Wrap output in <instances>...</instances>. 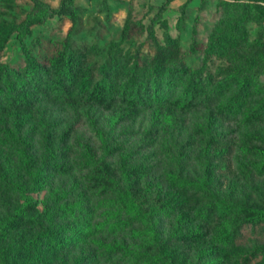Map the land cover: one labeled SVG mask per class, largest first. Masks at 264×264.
<instances>
[{"label": "rangeland", "instance_id": "rangeland-1", "mask_svg": "<svg viewBox=\"0 0 264 264\" xmlns=\"http://www.w3.org/2000/svg\"><path fill=\"white\" fill-rule=\"evenodd\" d=\"M42 1L51 7L60 2ZM162 1L73 0L79 27L71 34V41L73 45L91 46L89 61L102 60L110 48L129 53L140 49L148 55L154 41L162 42L159 19L164 18L167 31L178 36L181 57L192 67L201 66L204 73L214 77L223 75L224 81L229 80V74L252 73L255 86L243 93L242 113L232 121L214 118L207 108L176 106L167 114H155L148 108L135 120L124 121L117 118V107L104 109L84 102L63 104L50 98L39 100L24 122H18L13 111L0 114V216L21 202L20 192L29 187L22 162V154H28L34 166L43 164L48 168L55 162L67 168L66 172L52 173L40 189L25 191L34 199L36 209L53 212L59 203L74 201L80 205L76 213L92 226L88 238L70 243L51 264H71L85 255L96 258L92 264H142L120 252L110 253L102 245L120 242L131 247L140 241L134 234L136 224L117 227L125 214L116 211L115 200L118 191L127 188L124 171L131 167L144 169L139 188L132 192L133 199L145 207L159 206L154 219L160 239L187 229H202V213L210 200L240 204L255 193L264 199V173L258 171L264 159V116L244 119L251 111H263L264 1L253 2L248 9L240 4L241 0H187L183 6L184 0H170L154 15ZM31 6L32 0H0V21L16 25ZM126 17L134 21L135 27L130 36L122 37ZM151 19L153 37L147 35ZM70 24L69 15L53 14L31 25L21 40L12 32L0 51V61L21 64L22 44L35 56L54 52L62 46ZM229 32L236 35L237 43L228 49L214 46L208 51L216 34ZM238 91V86L230 84L224 98ZM178 94L179 90H174L172 97ZM66 130V143L62 145ZM47 134L53 138L52 153L47 150ZM211 137L231 141L233 151L213 160V177L209 181L206 174L211 154L207 144ZM61 149H66L67 154ZM121 150L130 155L123 156ZM104 163L114 169L108 176L113 187L101 192L92 177L95 166ZM181 199L187 203L182 208L186 211L183 218H179ZM60 217L56 214L52 221L72 220ZM228 218L233 219L232 215ZM113 223L116 226L111 227ZM219 232L215 226L202 240L171 243L178 253L174 264L201 261L202 251ZM227 250L224 264H245L246 257L247 263L253 264L264 255V242L249 239L240 246L229 244Z\"/></svg>", "mask_w": 264, "mask_h": 264}, {"label": "trees", "instance_id": "trees-1", "mask_svg": "<svg viewBox=\"0 0 264 264\" xmlns=\"http://www.w3.org/2000/svg\"><path fill=\"white\" fill-rule=\"evenodd\" d=\"M169 1L163 0L154 15L159 14ZM256 1L258 0H241L240 4L249 9ZM53 14H67L71 17V24L60 48L35 56L22 44L21 64L0 61V114L13 111L18 122H24L33 106L45 98L63 104L84 102L104 109L117 107L120 110L117 118L124 121L135 120L148 108H152L155 114L163 111L167 114L172 106L181 109L207 108L214 118L232 121L242 113L243 93L255 86L256 78L252 73L229 74V80L224 81L223 75L214 77L211 73H204L201 66L192 67L181 57L178 36L167 31L164 18L159 19L163 28L162 42L154 41L148 49V55L140 49L129 53L110 48L102 60L89 61L87 54L91 46L87 43L73 45L71 41V34L79 27L73 0H60L56 7H51L42 0H32L31 8L16 25L1 20L0 51L12 32L21 40L29 32L31 25L41 23ZM134 27V21L126 17L121 27V36H130ZM147 30V35L153 37L152 19L147 24ZM236 41V35L230 32L216 34L214 44L208 45V51L214 46L228 49ZM194 44L191 43L192 46ZM230 84L238 86L240 91L225 99ZM174 90H179V94L172 97ZM262 116L264 105L263 111H251L244 119ZM68 130L61 140L62 145L66 143ZM261 140L264 142V138ZM46 145L48 152L52 153L53 138L49 134L46 135ZM207 147L211 159L206 178L210 181L213 177L211 163L229 155L233 151V145L224 138L211 137ZM61 150L64 155L67 154L66 149ZM120 153L125 157L130 155L123 150ZM22 162L29 187H23L20 192L22 201L0 216V264H51L70 243L88 238L92 233V226L76 213L80 205L74 201L59 203L54 213L47 209L38 211L32 196L25 193L28 188L40 189L52 173L66 172L67 168L62 163L52 162L48 168L43 164L34 166L28 154H22ZM95 170L92 177L95 186H99L101 192L109 191L113 187V180L108 176L114 173V169L109 163H104L96 165ZM143 170L142 167L135 166L124 171L128 185L126 189L118 191L115 200L118 204L116 211L125 214L118 221L117 227L136 224L138 228L134 229V234L140 241L131 247L120 242L103 243L106 251L120 252L134 263L174 264L178 253L171 243L202 240L216 226L220 232L209 247L202 251L201 261L196 264H224L229 244L240 246L249 239L264 242V199L256 193L254 196L249 194L240 204L210 200L202 213V229H187L180 234L160 239L154 219L159 206L145 207L132 197V192L139 188ZM258 171L264 173V159L259 163ZM179 204V218H183L186 211L182 208L187 203L181 199ZM56 214L62 218L72 217V220L54 223L52 219ZM229 215L233 219H229ZM114 226L115 223L111 227ZM94 261L96 258L93 255H85L71 264H92ZM244 263L248 264L247 257ZM253 264H264V255Z\"/></svg>", "mask_w": 264, "mask_h": 264}]
</instances>
